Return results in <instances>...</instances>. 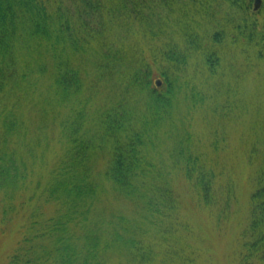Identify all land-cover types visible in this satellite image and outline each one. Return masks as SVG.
<instances>
[{
  "label": "rangeland",
  "instance_id": "obj_1",
  "mask_svg": "<svg viewBox=\"0 0 264 264\" xmlns=\"http://www.w3.org/2000/svg\"><path fill=\"white\" fill-rule=\"evenodd\" d=\"M172 1L169 7L155 0L143 23L107 17L101 26L90 19L79 44L76 18L63 24L56 9L53 29L65 33L61 39L19 40L11 77L0 89V264L17 252L21 263L28 253L54 264L67 245L87 255L92 244L103 264H236L250 219L256 151L264 149V0L248 12L242 0L212 2L209 11L202 2ZM61 10L73 11L72 3ZM169 47L183 54L172 57ZM126 52L145 60L154 83L162 72L174 77L173 103L162 119L149 111L150 88L100 68L105 54L122 59ZM67 64L82 80L81 91L69 96L55 76ZM112 111H126L129 124L143 131L153 171L170 176L179 149L200 156L217 175L213 203H202L177 173L176 206L163 208L164 216L119 195L104 174L112 146L99 129ZM77 184L90 194L73 202L67 189ZM123 237L136 242L133 254ZM145 252L148 261L140 256Z\"/></svg>",
  "mask_w": 264,
  "mask_h": 264
},
{
  "label": "trees",
  "instance_id": "obj_2",
  "mask_svg": "<svg viewBox=\"0 0 264 264\" xmlns=\"http://www.w3.org/2000/svg\"><path fill=\"white\" fill-rule=\"evenodd\" d=\"M70 1L73 11H62L64 2ZM155 0H0V89L5 84L8 77L12 74V61L14 54L18 50V42L25 39L28 42L46 41L60 38L57 29L54 31V21H58L54 12L57 9L63 24L68 25L69 18H76L78 36L76 43L79 44L86 40L84 31L88 28L87 21L100 20L105 21L107 17L121 23L141 22L150 19V15L155 10ZM167 5L174 4L172 0H160ZM171 1V2H170ZM194 3L202 2L210 10L211 3L219 0H188ZM237 4L240 0H230ZM212 3V4H213ZM253 0H242V8L245 12L254 9ZM172 9V8H170ZM255 11V9H254ZM71 12V13H70ZM72 12L74 14H72ZM155 12V11H154ZM179 12L182 16H188L189 12L185 6H181ZM208 13V12H207ZM210 13V12H209ZM71 14V16H70ZM213 16V13H211ZM65 16V17H64ZM64 17V18H63ZM222 32L214 35V40H220ZM81 36V39L79 38ZM71 38V34H69ZM72 37H75L74 35ZM193 36L189 37V40ZM191 43H195L191 39ZM117 48V47H116ZM118 50V48H117ZM169 54L177 57L181 51L169 47ZM119 51V50H118ZM123 53V49L121 50ZM179 52V53H178ZM122 59L118 57H107V63H101V69L110 71V76L114 71L120 72L125 78L128 76L131 81L139 82L140 85L151 89L149 94V111L157 119H162L163 115L169 113L172 106V99L175 95V79L167 72L160 73L162 80L154 83V73L149 65L143 64V58L127 55ZM109 55V54H108ZM211 54L207 62L210 68H213L217 62ZM185 58V54L182 59ZM64 63V62H63ZM143 64V65H140ZM137 65V66H136ZM135 66V67H134ZM65 68V69H64ZM64 68L56 70V83L66 95L79 93L82 88V80L79 72L73 67L64 65ZM164 84L160 88V85ZM153 86V87H152ZM103 134L101 138L111 142L110 160L105 170L107 181L110 182L119 195L124 196L133 204L141 202L146 213L159 212L165 215L164 209L172 211L176 206L178 196L172 175L177 173L183 176L191 186L200 201L206 205H211L216 197L217 175L205 164L198 162L200 156L194 155L188 150L179 149L174 156L177 160L170 168V176H165L163 170L153 171L150 167L152 163L145 162L146 141L144 140L143 131L136 130L129 124L128 113L110 112L105 119L99 124ZM131 127V128H130ZM264 141V135H263ZM254 154V152H253ZM259 158V165L256 167L254 175L255 187L250 197V219L247 227L241 232L239 237V249L236 252V264H264V149L262 152L256 151ZM179 157V158H178ZM150 166V167H149ZM168 173V172H167ZM151 178V180H150ZM163 181L162 185L152 183L155 180ZM69 196H75L76 199H82L88 193L79 184L67 189ZM65 192V190H64ZM66 193V192H65ZM90 194V193H88ZM231 199L227 197L225 203L229 204ZM159 211V212H158ZM58 232V231H57ZM57 232L53 236H57ZM116 236H120L117 232ZM94 238V237H93ZM96 238V237H95ZM124 238V237H123ZM126 239V238H124ZM123 240V239H122ZM128 240V241H126ZM123 240L126 248L131 250L135 248L136 242L131 238ZM88 254L82 252H71L72 248L67 245L65 250L68 251L66 256L62 255L61 260H56L54 264H103L100 260L96 244L92 248H87ZM136 251V248H135ZM62 252V251H61ZM71 252V253H70ZM26 255V256H25ZM24 255L26 259L23 263V256L17 252L11 257L9 264H47L48 260H35L28 258V253ZM141 259L148 261L146 252ZM45 259V258H44ZM100 259V260H99ZM94 260V261H92Z\"/></svg>",
  "mask_w": 264,
  "mask_h": 264
},
{
  "label": "water",
  "instance_id": "obj_3",
  "mask_svg": "<svg viewBox=\"0 0 264 264\" xmlns=\"http://www.w3.org/2000/svg\"><path fill=\"white\" fill-rule=\"evenodd\" d=\"M262 0H255L254 9L257 10L261 6Z\"/></svg>",
  "mask_w": 264,
  "mask_h": 264
}]
</instances>
